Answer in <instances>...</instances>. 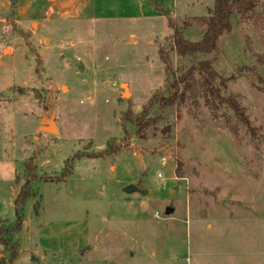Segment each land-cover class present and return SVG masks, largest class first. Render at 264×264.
I'll use <instances>...</instances> for the list:
<instances>
[{"label":"rangeland","instance_id":"rangeland-1","mask_svg":"<svg viewBox=\"0 0 264 264\" xmlns=\"http://www.w3.org/2000/svg\"><path fill=\"white\" fill-rule=\"evenodd\" d=\"M87 1L0 0V161L28 157L0 164L3 206L15 168L40 223L76 224L88 209L91 243L74 264H264V41L253 19H231L212 63L250 129L198 95L165 111L155 98L156 122L136 133L126 115L164 92L161 49L176 75L214 59L176 55L169 25L191 22L182 30L197 40L193 18L213 0ZM14 223L0 219L10 245Z\"/></svg>","mask_w":264,"mask_h":264},{"label":"trees","instance_id":"trees-1","mask_svg":"<svg viewBox=\"0 0 264 264\" xmlns=\"http://www.w3.org/2000/svg\"><path fill=\"white\" fill-rule=\"evenodd\" d=\"M258 0H213L211 12L206 16L194 17L193 21L201 30V34L197 40H189L185 37L182 29H187L192 26L191 22L184 21L182 28L169 22L173 28L170 36L171 49L178 56L195 55V54H210L214 53V59H206L197 64L189 66L184 72L179 75L174 74L170 65V58L166 55L164 49L160 50V58L165 64L167 80L165 81L164 92L157 96H153L147 102V106H143L141 111L136 116H129L126 119L134 124L137 128L136 133L142 131L145 127L156 122L157 119L148 116L149 108L157 99L158 108L160 111H165L166 108L181 104L185 98L190 97L195 101L198 95L204 98L206 104L218 101L219 104H227L237 118L248 128V120L244 116L242 108L232 95H221V88L226 87V80L222 78L213 68V60L219 55L218 39L224 33L231 31V19L236 16L240 19H253L257 30L261 31L260 38L264 41V15L257 14V7L262 6ZM260 63L264 64L263 57ZM195 72H198L199 78L195 77ZM264 91V87L260 88ZM186 92L188 95H186ZM211 98V99H209ZM107 148L102 151V154H110ZM27 183V182H26ZM25 184L21 187L15 201L14 214L15 223L5 229L6 233L18 232L21 229L23 210L27 199L31 193L24 190ZM38 204L34 203L33 211L36 215L38 212ZM0 243L3 246L0 264H9L17 257V243L11 245L8 241L1 238Z\"/></svg>","mask_w":264,"mask_h":264},{"label":"crops","instance_id":"crops-1","mask_svg":"<svg viewBox=\"0 0 264 264\" xmlns=\"http://www.w3.org/2000/svg\"><path fill=\"white\" fill-rule=\"evenodd\" d=\"M135 1L142 2L143 4L147 2V0ZM86 4H88L87 0ZM87 8L89 9L88 5ZM40 125L41 124H39L37 130L40 128ZM47 126L48 124H46L45 127ZM12 157L13 156H11V158ZM27 158L26 154H24L23 159H19V157L16 158V156H14L13 159L1 160L0 164H6L10 161L13 163H19V167H21ZM39 166H41V164L38 165L37 163H34L33 168L37 170ZM25 167L28 168L27 164H24L23 169H25ZM10 175L11 179L9 180L8 185L9 196L6 206H3L0 198V219L11 220L15 217L14 201L21 189V183L17 181L19 173L16 172L15 168H12L9 172V176ZM44 183L49 184L48 182ZM28 199H32V204L31 207L28 205L27 210H25L26 207L24 206L21 229L12 234L14 241L17 243V257L9 264H74V262L78 261L81 251L88 247L92 238L87 217L88 209H86V220L77 222L76 224L78 225H76L75 222H69L65 219L57 220L52 218V216L47 222L42 224L38 221L40 216L39 208L36 215L34 213L32 214L33 205L36 202V193L33 190L31 191V195ZM53 202L54 204L51 206V209L57 205L56 199H53ZM9 211L12 212L11 217H8L10 213ZM73 246L77 248L79 255L77 251H73L74 248H71ZM2 249L3 248L0 243V257L2 255Z\"/></svg>","mask_w":264,"mask_h":264},{"label":"water","instance_id":"water-1","mask_svg":"<svg viewBox=\"0 0 264 264\" xmlns=\"http://www.w3.org/2000/svg\"><path fill=\"white\" fill-rule=\"evenodd\" d=\"M47 124H48V126H47V127H44V128L46 129V131L49 132V133H51V134H52L53 132H55V129H53L54 125H53V122L51 121V119L48 120ZM54 128H55V127H54ZM135 190H137V189H136V187L133 186V185H128V186L125 188V191H126V192H131V191H135ZM140 192H145V191H140Z\"/></svg>","mask_w":264,"mask_h":264},{"label":"bare ground","instance_id":"bare-ground-1","mask_svg":"<svg viewBox=\"0 0 264 264\" xmlns=\"http://www.w3.org/2000/svg\"><path fill=\"white\" fill-rule=\"evenodd\" d=\"M53 129H55V128L53 127Z\"/></svg>","mask_w":264,"mask_h":264}]
</instances>
